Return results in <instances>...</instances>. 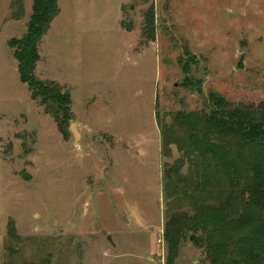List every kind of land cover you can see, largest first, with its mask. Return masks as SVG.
Returning <instances> with one entry per match:
<instances>
[{"label":"rangeland","instance_id":"1","mask_svg":"<svg viewBox=\"0 0 264 264\" xmlns=\"http://www.w3.org/2000/svg\"><path fill=\"white\" fill-rule=\"evenodd\" d=\"M58 1L36 74L70 89L68 137L8 44L33 0L21 18L0 0V264H167L164 173L180 153L163 155L157 112L207 109L211 93L264 103V0ZM195 239L173 264H210Z\"/></svg>","mask_w":264,"mask_h":264},{"label":"trees","instance_id":"2","mask_svg":"<svg viewBox=\"0 0 264 264\" xmlns=\"http://www.w3.org/2000/svg\"><path fill=\"white\" fill-rule=\"evenodd\" d=\"M12 7L21 18L23 0ZM59 13L58 0H33L26 33L8 44L20 80L68 137L75 116L70 89L36 74L39 46ZM156 119L163 155L174 146L180 153L164 173L167 264L192 234L210 264H264V103L232 105L211 93L207 109L158 111Z\"/></svg>","mask_w":264,"mask_h":264},{"label":"built area","instance_id":"3","mask_svg":"<svg viewBox=\"0 0 264 264\" xmlns=\"http://www.w3.org/2000/svg\"><path fill=\"white\" fill-rule=\"evenodd\" d=\"M163 234H164V232L161 234V237L159 238V242L160 243H165L164 242V235Z\"/></svg>","mask_w":264,"mask_h":264},{"label":"water","instance_id":"4","mask_svg":"<svg viewBox=\"0 0 264 264\" xmlns=\"http://www.w3.org/2000/svg\"><path fill=\"white\" fill-rule=\"evenodd\" d=\"M73 127V125H71V128ZM125 219V218H124ZM194 238V235H191V239H193Z\"/></svg>","mask_w":264,"mask_h":264}]
</instances>
